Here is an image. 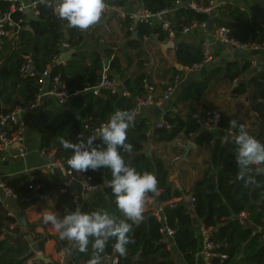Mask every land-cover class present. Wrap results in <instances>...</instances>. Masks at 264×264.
I'll use <instances>...</instances> for the list:
<instances>
[{
	"label": "trees",
	"instance_id": "obj_1",
	"mask_svg": "<svg viewBox=\"0 0 264 264\" xmlns=\"http://www.w3.org/2000/svg\"><path fill=\"white\" fill-rule=\"evenodd\" d=\"M11 1L0 0L1 13L9 10ZM126 1L128 0H107V3L110 6H123ZM140 1L143 8L156 12L173 4L175 0ZM191 1L207 5L209 0ZM36 11V14L26 21L22 19L24 15L20 11L10 12L12 22L6 24L10 35L4 36L0 46V113L8 112L17 104L30 103L38 89L37 79L44 69L49 68V81L54 75H58L70 91L74 88L78 93L70 99V107L68 104L62 105L61 109L44 123L38 145L39 150H53V158L67 160L72 152L61 145L60 139L77 143L79 141L74 134L82 125L94 129L106 123L117 109L130 111L134 98L146 91L143 79L148 80V74L143 66H138L136 72L127 74L121 66L119 56L109 47H104L102 51L99 47L94 49L86 61L84 50L75 49L64 62H57L56 58L61 54L63 44L67 45V49L74 48L83 41L87 32L69 27L67 21H61L53 14L52 9L41 4L40 0L36 3ZM174 15V36L178 38L175 44V58L183 67H191L204 56V42L191 43L180 38L182 27L194 21L207 22L211 19L212 29L225 25L229 28V35L238 41L264 40V27L237 4L224 3L213 13L196 10L189 3H181ZM130 20L133 22L134 18L129 15L123 19L124 22ZM139 23L142 24L141 34L157 32L163 37L167 33L160 27L159 22ZM129 43L135 48L140 45L138 40L132 38ZM102 54L109 58L110 73L116 72L123 77V85L128 94L112 91L105 86H100L97 94L89 89L99 83ZM26 57L30 58L34 68L33 74H25L20 70ZM249 66L248 61L241 66L237 61H226L204 72L201 78H190L177 89L173 99L169 101V106L162 113V120L155 125H152L149 117L144 114L134 117V127L129 129L126 140V143L132 145V150H122V155L126 164L137 171L155 173L159 194L149 196L156 197V201L166 202L162 209L165 218L164 221L157 219L151 209L146 208L143 220L139 225H133V231L129 233L134 242L127 246L125 255L117 253L113 248L115 240H110L104 253L115 255V264H173L166 234L160 230L164 225L173 229L171 235L183 259L188 264H195L194 252L200 248L201 243L199 227L194 216L199 219L201 225L211 226L208 239L213 243L210 248L214 253L210 257L212 264H227L236 254L240 255L238 264H264V241L260 232L252 233L254 228L261 224L264 216V175L254 173L252 179L256 183L245 187L243 181L238 178L236 145L226 137L230 130L235 134L239 131L238 127H230V120H235L237 125H246L245 119L240 112L219 111L218 129L225 132L222 137L218 131L200 128L194 116L201 108L195 102L200 99L211 80L238 78ZM172 69L173 75L182 73L181 68L173 66ZM246 91L251 97L250 107L258 114L256 127L253 130L247 129L264 143V65L255 69L247 81L242 80L233 87L235 94ZM179 104L185 105V108H181ZM74 112L79 115L78 119L75 118ZM148 140L151 143L191 140L198 146L209 147L207 164L196 178L193 188L185 191L174 184L169 177L170 164L162 153L153 148L148 154L142 151ZM96 141L99 146L102 145L101 139ZM68 168L72 178L79 179L89 175V181L97 185V188L79 203L82 211L107 210L124 219L116 206L112 189L108 186L112 179L110 169L77 172L69 166ZM5 185L14 190L18 208L24 210L45 197L54 198L53 193L61 187V182L53 171L35 167L27 174L9 178ZM185 193L189 198H184ZM74 194L69 188L59 193L63 216L77 207ZM242 211L245 212L244 217L239 215ZM27 234L29 232L20 227L17 217L9 213L0 200V264H27V258L33 254L28 252L30 242L26 238ZM48 237L56 238L55 244L59 249L60 242L55 234L33 236V240L42 248ZM72 244L74 246L73 242ZM220 254H225L226 257L221 258ZM91 255L90 244L87 252L77 250L75 256L80 264H88ZM46 264L73 263L70 260L63 263L54 260Z\"/></svg>",
	"mask_w": 264,
	"mask_h": 264
},
{
	"label": "crops",
	"instance_id": "obj_2",
	"mask_svg": "<svg viewBox=\"0 0 264 264\" xmlns=\"http://www.w3.org/2000/svg\"><path fill=\"white\" fill-rule=\"evenodd\" d=\"M212 1L214 3V7L210 12L215 13L217 7L224 3L237 4L240 8L246 10L248 14L254 16L264 27V0ZM189 2L192 1L189 0ZM187 3H185V0H182V4ZM142 9L143 7L140 0H128L125 5L118 9L108 5L101 21L90 27L86 31L87 36L73 49L84 50V61H86L94 49L99 47L98 49L102 51L104 47L111 48L113 52L119 56L121 66L127 74L136 72L138 66H143L144 70L148 74V81L153 83L155 86L157 96L161 95L162 90L171 80L173 75V66L182 69V74L185 77L183 83H187L190 78H201L204 72L214 66L224 64L226 61H237L240 66L248 61L250 66L243 71L240 77L232 80H211L207 84L202 96L195 102V104L198 107L211 108L217 112H240L245 119L246 127L249 130H253L256 127V123H258V114L250 107V94L248 91L241 94H235L233 93V87L242 80L247 81L254 73L255 69H259L264 65V49H253L256 50V52L253 53V50H243L242 48L236 47L232 44L214 42L211 37V24L209 27H207V25L205 27L200 26L197 29L190 30L188 32H183L181 30V39L191 43H197L199 41L204 42V44L207 43L211 55V59L203 66L205 70H202L203 67L199 70L187 69L186 67L181 66L175 58V44L178 38L174 35H168L167 33L163 37H160L157 32H153L151 34L140 33L142 30V24L139 23L137 15L141 13ZM126 15L133 17V22L131 20L124 22L123 19ZM172 20L174 24L175 15ZM27 27H29V25H27ZM130 38L136 39L140 42L138 48L133 47L129 43ZM101 57L109 59L103 54ZM120 77L123 79L122 76ZM75 91L76 89L73 88L71 92H74V94H72L70 99L77 94ZM173 96L169 100L162 101L159 105L146 107L142 114L149 117L152 125L159 123L162 120L163 111L169 106V101L173 99ZM70 99L67 103L68 107H70ZM179 106L183 109L185 108V105L183 104H179ZM61 107L62 105L58 104L53 99L49 97L44 98L38 108L26 116L25 145L27 146V151L25 155L21 157H13L8 154L7 158L0 162V200L9 210V213L17 217V222L20 227L29 232V234L32 235V239L33 236L47 235L51 233L57 235L58 241L60 242V248L57 249L55 244L56 238L48 237L43 242L42 248L39 247V249L45 256L49 257L50 260L47 262H44L43 260L35 261L33 253L32 256L27 258V264H31L32 262H43L46 264L54 260H58L62 263L65 262V260H70L73 264H80L75 256L77 254V250L73 246L72 242L60 239L59 234L51 227V225L45 224L43 221V214L45 211L56 212L59 217H63L60 200L58 199L59 193L66 188L71 189L70 184L74 181V178H72L68 172V166L65 165V162L70 157L67 158V160L65 158L61 159L60 163H55L52 157L53 153L49 154V152H41L38 145L41 127L50 117L58 112ZM43 116L47 118L46 121L42 120ZM74 116L77 119L79 117L76 112H74ZM218 130L219 129L216 128L213 131L216 132ZM76 133L74 134V137H76ZM234 135L235 133L230 130L226 134V137L234 141ZM187 141L191 140L151 143L153 149L162 153L163 156L167 158V161L170 164V179L174 182V184L182 187L185 191L193 188L196 178L200 175L201 171L207 164V158L210 150L208 146H198L192 141L194 143V147L190 148L186 158H183L185 149L182 144ZM14 149L15 146H11L8 148V151H12ZM174 155H180L181 157L178 160H172ZM35 167H44L57 174L61 182V187L53 193L54 198L45 197V199L39 200L35 204L21 210L18 208L16 197L5 194L1 183L5 184V182H7V180L11 177L27 174ZM193 176H195L194 182L191 181ZM76 186V190L71 189L74 193L78 192L77 183ZM184 198H189V195H184ZM177 199H179V197ZM154 200H156V197H154ZM21 215H25L24 224H22L19 220ZM194 220L196 221L199 229H201L202 225L200 224L199 219L194 216ZM165 238L168 242V247L172 252L171 257L173 259V264H188L176 249L172 235L166 234ZM199 238L201 243L200 248H202L201 233H199ZM102 256L103 264H111L110 258L105 255ZM239 256V254L234 255L227 264H238ZM194 257L195 264H203L204 258L201 254L200 256Z\"/></svg>",
	"mask_w": 264,
	"mask_h": 264
},
{
	"label": "clouds",
	"instance_id": "obj_3",
	"mask_svg": "<svg viewBox=\"0 0 264 264\" xmlns=\"http://www.w3.org/2000/svg\"><path fill=\"white\" fill-rule=\"evenodd\" d=\"M40 3L52 9L61 21H67L69 27L80 31H87L100 22L108 7L107 0H40ZM229 125L239 129L238 134L233 136L235 158L238 178L247 187L256 183L252 179L254 173L264 175V143L250 134L246 125H237L235 120H230ZM131 127H134V113L117 109L87 140L83 134L78 137L77 143L60 139L61 145L72 152L67 161L71 169L77 172L101 168L111 170L112 179L108 186L124 217L121 219L107 210L84 212L80 206L62 218L56 212H44V223L50 224L60 239L73 242L79 252H87L91 244L92 255L88 264H103L102 254L113 239L114 250L125 255L127 246L134 242L129 233L133 231V225H139L143 220L149 194H159L155 173L137 171L126 164L122 155V150H132V145L126 143ZM98 138L102 140L101 146L94 145Z\"/></svg>",
	"mask_w": 264,
	"mask_h": 264
},
{
	"label": "built area",
	"instance_id": "obj_4",
	"mask_svg": "<svg viewBox=\"0 0 264 264\" xmlns=\"http://www.w3.org/2000/svg\"><path fill=\"white\" fill-rule=\"evenodd\" d=\"M39 0H12L9 6V10L0 14V46L2 45L4 36L10 35V30L6 28L7 23L12 22V17L10 15L11 11H20L23 13V20L29 19L30 17L36 14V3ZM182 3V0H175L173 4L165 6L160 10L153 12L149 9L143 8L141 13L137 15L139 21L154 24L156 21L159 22L161 28L167 32L168 35H174L175 29L173 24V16L174 12ZM189 5L196 9L209 12L214 7V3L212 0L208 1L207 5H200L194 1L189 2ZM115 8H121V6H113ZM20 19V20H22ZM207 25L206 21L202 22H192L191 24L184 25L182 27L183 32H188L190 30H195L200 26L205 27ZM211 37L214 42H221L226 44H232L236 47L242 48L243 50H253V49H264V40L262 42H253L247 41L242 42L238 41L232 36L229 35V28L225 25H220L212 29ZM66 44H63V50L66 49ZM204 56L201 61L194 63L191 67L185 66L187 69H200L204 66L206 62L211 59V55L209 52L208 44H203ZM58 58V57H57ZM56 58V61H57ZM33 66L31 64L30 58L26 57L25 61L21 64L20 70L25 74H33L34 70H32ZM184 75L181 72L175 73L171 80L166 84L164 89L161 92L160 96L156 95L155 86L153 83L149 82L146 78L143 79L144 86L146 91L143 95H137L134 98L133 106L130 112L134 113V117L137 115H141L143 110L149 106L159 105L164 100H169L176 93L177 89L180 88L182 83L184 82ZM38 89L35 93L34 99L28 104H17L11 110L5 113H0V162L7 158V155L10 154L13 157H21L24 156L27 151V146L25 145V133H26V116L32 112H34L42 100L46 97L53 99L60 105L67 104L70 97L74 92H71L65 85L63 81L60 80L58 75H54L52 80L49 81V68H46L42 71L41 75L37 79ZM105 86L110 88L112 91H120L122 94H128V91L124 88L123 79L116 73H110L109 59L102 58V66L100 69V80L99 83L89 87L94 93H99V87ZM78 93V90L75 91ZM176 108V107H175ZM196 121L199 124V127L204 130H214L218 128L217 116L219 117V112L207 108L201 107L198 112L194 114ZM104 124V123H102ZM101 124V125H102ZM15 126V127H13ZM99 127H95L94 129H88L87 125H82L81 129H79L76 133V137L78 138L81 134L85 140L89 136L93 134V132H97ZM95 146H99L97 141L94 142ZM11 146H15V149L12 151H8V148ZM41 152H49V154L54 153L53 150L49 149H41ZM53 157V154H52ZM180 155H174L172 160L180 159ZM55 163H60L61 159L53 158ZM68 172L71 174L70 169L68 168ZM76 180L78 185V192H76L73 196L74 201L77 206L79 203L87 197V195L97 188L96 184H92L89 175H84ZM5 194L16 197L14 190L1 183ZM193 199V197H191ZM1 199V198H0ZM166 202H160L154 200V196H149V201L146 205V208L151 209L152 213L156 215L157 219L164 221V215L162 212L163 204ZM241 217L245 216V212H241L239 214ZM160 230L164 234H172L173 229L164 225L160 228ZM211 230V226H201L199 232L201 233V242L202 248L196 250L194 252V256L202 255L203 264H212L210 257L212 251L210 248L213 243L208 239V234ZM260 232V236L262 241H264V216L262 218L261 224L256 226L252 233ZM102 255L107 256L111 259V264H115L117 258L115 255L103 253ZM221 258L226 257L225 254H220Z\"/></svg>",
	"mask_w": 264,
	"mask_h": 264
},
{
	"label": "water",
	"instance_id": "obj_5",
	"mask_svg": "<svg viewBox=\"0 0 264 264\" xmlns=\"http://www.w3.org/2000/svg\"><path fill=\"white\" fill-rule=\"evenodd\" d=\"M189 2V0H185V3ZM211 24V19L208 20L207 22V27H209ZM75 49H66L64 51L61 52V54L58 56L57 58V62H64L66 59L69 58V56L71 55V53L74 51ZM256 52V50H253V53ZM32 70H34V68H32ZM202 70H205V68L203 67ZM187 82V81H185ZM264 101V99H263ZM158 109V108H157ZM43 121H46L47 118H45L43 116ZM219 134L224 137L225 136V132L221 129L218 130ZM183 148L185 149L184 150V153H183V158H186V155L188 153V150L192 147H194V143L192 141H187L186 143H183L182 144ZM152 149V145H151V142L148 140L143 148V152L145 153H149L150 150ZM180 187V186H179ZM194 187V186H193ZM70 188L72 190H76L77 189V186H76V180H74L71 184H70ZM20 222L22 224L25 223V215H21L20 218H19ZM27 239L30 241V245H29V248H28V252H32L34 253V260L35 261H38V260H43L44 262H47L50 260L49 257L45 256L44 253L39 249V246L37 245L36 241H34L32 239V235L31 234H28L27 235Z\"/></svg>",
	"mask_w": 264,
	"mask_h": 264
},
{
	"label": "rangeland",
	"instance_id": "obj_6",
	"mask_svg": "<svg viewBox=\"0 0 264 264\" xmlns=\"http://www.w3.org/2000/svg\"><path fill=\"white\" fill-rule=\"evenodd\" d=\"M195 175H196V174H195ZM194 180H195V176H193V178L191 179V181L194 182ZM184 195H185V196H188L187 193H185Z\"/></svg>",
	"mask_w": 264,
	"mask_h": 264
}]
</instances>
